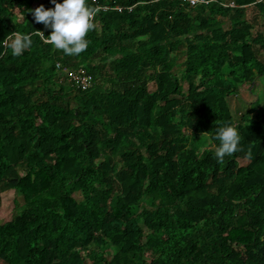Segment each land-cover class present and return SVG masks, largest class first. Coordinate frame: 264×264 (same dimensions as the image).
<instances>
[{
    "label": "trees",
    "instance_id": "16d2710c",
    "mask_svg": "<svg viewBox=\"0 0 264 264\" xmlns=\"http://www.w3.org/2000/svg\"><path fill=\"white\" fill-rule=\"evenodd\" d=\"M36 1L0 0V210L23 198L0 264H264V0H88L72 56L35 33ZM226 123L240 150L218 161Z\"/></svg>",
    "mask_w": 264,
    "mask_h": 264
},
{
    "label": "clouds",
    "instance_id": "9594fccd",
    "mask_svg": "<svg viewBox=\"0 0 264 264\" xmlns=\"http://www.w3.org/2000/svg\"><path fill=\"white\" fill-rule=\"evenodd\" d=\"M54 8H45L40 5L32 11L36 23H43L44 31H35L45 43L62 50L65 55L72 56L84 52L88 47L87 34L94 28L95 9L89 5L88 0H51ZM32 33L10 34V47L14 55H22L32 45ZM214 139L218 141L215 146V157L223 161L226 155L240 150V135L235 125L226 123L215 128Z\"/></svg>",
    "mask_w": 264,
    "mask_h": 264
},
{
    "label": "rangeland",
    "instance_id": "374dc122",
    "mask_svg": "<svg viewBox=\"0 0 264 264\" xmlns=\"http://www.w3.org/2000/svg\"><path fill=\"white\" fill-rule=\"evenodd\" d=\"M41 0H37L34 4V8L37 7ZM263 22V21H262ZM229 26L228 20H220L217 22L212 29L217 28H227ZM253 33L256 34L258 30L257 25L253 24ZM263 57V56H262ZM178 66L175 72L180 76L181 71L184 68V60L186 58V46L182 45L180 51L178 52ZM264 58V57H263ZM156 87L153 83L150 84V89L154 90ZM261 88V82L257 83V90ZM247 89H249V84L240 85V90L242 91V97L234 96L230 98V105L232 112L235 117H240L247 109L248 102L253 101V98L248 95ZM257 93H262L257 91ZM3 204L0 210V224L10 221L16 213V201L20 203L23 202V198L18 195L14 189L5 190L2 194Z\"/></svg>",
    "mask_w": 264,
    "mask_h": 264
},
{
    "label": "built area",
    "instance_id": "2783aa9c",
    "mask_svg": "<svg viewBox=\"0 0 264 264\" xmlns=\"http://www.w3.org/2000/svg\"><path fill=\"white\" fill-rule=\"evenodd\" d=\"M184 1H187L191 6H197L198 4H201V3H209L212 0H184ZM230 5L235 6L234 3H230ZM76 79H77V77H76ZM80 79H81L82 84H84V86L89 85V80H90L89 77L86 76V77H83Z\"/></svg>",
    "mask_w": 264,
    "mask_h": 264
}]
</instances>
